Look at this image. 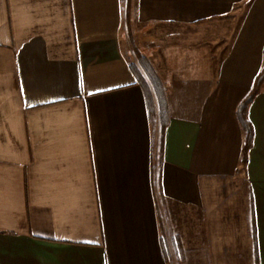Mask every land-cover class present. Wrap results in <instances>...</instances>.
<instances>
[{"label": "crops", "instance_id": "obj_1", "mask_svg": "<svg viewBox=\"0 0 264 264\" xmlns=\"http://www.w3.org/2000/svg\"><path fill=\"white\" fill-rule=\"evenodd\" d=\"M263 63L264 0H0V264H264Z\"/></svg>", "mask_w": 264, "mask_h": 264}, {"label": "trees", "instance_id": "obj_2", "mask_svg": "<svg viewBox=\"0 0 264 264\" xmlns=\"http://www.w3.org/2000/svg\"><path fill=\"white\" fill-rule=\"evenodd\" d=\"M127 1V19L130 20L132 8H133V2L134 0H126ZM138 63L132 64V70L135 74V77L142 87L147 101L149 102V110L151 115V122L154 129L158 130L159 133V142L163 145L164 142V135L166 132V128L169 124V111L168 106L166 104V89L163 81L160 79L156 69L152 65V63L144 57L141 53H138ZM264 87V63L261 71L256 76L253 86L248 93V95L240 102L238 109H237V116L238 120L241 124V127L243 128L245 132V144L242 152V164L243 166H246L248 164L249 160V152L251 148L253 147V140L255 136V129L253 126V123L251 122L249 118V108L252 105V103L255 101V99L258 97V95L262 92ZM154 94H157L160 101V111H158L154 108L153 105V96ZM159 125V126H158ZM175 245L178 248V253H181L182 251V244L180 242L179 237H175ZM163 248L164 247V240H163ZM166 257L168 260V251H166Z\"/></svg>", "mask_w": 264, "mask_h": 264}, {"label": "rangeland", "instance_id": "obj_3", "mask_svg": "<svg viewBox=\"0 0 264 264\" xmlns=\"http://www.w3.org/2000/svg\"><path fill=\"white\" fill-rule=\"evenodd\" d=\"M141 37H143V35L132 33V32H129L128 30H127V33L125 35L126 50H127V53L129 54L132 62L138 63V61H137L138 53H141L144 57H146L150 61V59L147 56L146 50L143 49L144 46L147 45V43H145L143 39H140ZM158 110L160 111V109H158Z\"/></svg>", "mask_w": 264, "mask_h": 264}]
</instances>
